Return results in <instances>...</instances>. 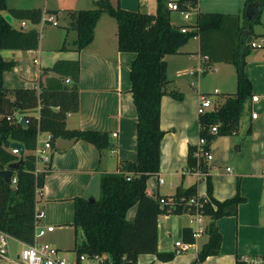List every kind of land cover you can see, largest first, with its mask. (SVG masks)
Listing matches in <instances>:
<instances>
[{"label": "crops", "instance_id": "crops-1", "mask_svg": "<svg viewBox=\"0 0 264 264\" xmlns=\"http://www.w3.org/2000/svg\"><path fill=\"white\" fill-rule=\"evenodd\" d=\"M40 1L8 0V6L42 9L44 12L58 11L56 19L64 17L65 28L61 31L54 29V26H58L54 25L40 33L37 50L2 51V57L6 61L15 63L13 70L4 74V87L37 89L39 86L41 90V85L46 84L48 80L61 78L66 85L72 86L76 81L78 67L80 110L68 116L67 128L107 133L112 142L110 148L99 150L90 142L60 136L52 142V151L48 154L49 163L42 159L37 161L38 174L45 173V178L43 187L37 190L36 210L45 212L46 218L43 222L55 227L69 219L74 220L76 198L99 199L102 177L105 174L123 173V162L137 159V110L130 80L131 64L136 55L119 51L118 23L107 13L102 14L96 25L93 42L81 51L75 48L77 31L69 13L94 9L98 0H44L43 4H40ZM248 1L214 0V3H211L209 0H199L197 22L193 25L198 24L199 14L221 13L236 18L228 20L223 31L212 33L205 38L210 47L217 51V55L218 51L223 50L219 47L218 38L220 34L225 33L228 39L233 41L228 47H236L237 54L246 48L250 49L249 54L255 52L254 57L248 58L249 54L246 56L245 72L253 84V95L259 96V101L253 103L250 99L247 102L236 133L216 138L209 148L213 159H203L208 171L198 176L187 169V161L189 147H198L200 141V96H208L212 100L213 109H216L224 103L225 95L237 92L236 88V91L222 92L219 95L204 93L202 75L213 71L210 79L216 86L223 87V82L219 80L222 72L216 67H236V64L231 61H219L216 56H213L216 60L213 62L209 56L203 55L200 37L192 38L179 53L166 57L167 77L172 81L171 89L179 93L184 92L186 96L183 100H177L169 94L162 98L161 128L165 136L161 145V168L157 175L151 177L152 190H149L150 195L171 197L176 195L178 188L187 189L196 184L197 194L209 198V195L203 196L208 194V187L202 178L210 177L215 199L225 201L240 192L245 201L239 205L236 216H225L217 221L223 238L219 255L210 256L197 263L198 254L209 241V234L204 233L199 239H194V242L186 241V231L192 232L194 229V225L188 223L190 215L187 212H173L159 217V252H175V242L179 240L192 243L193 248L186 253L176 254L171 261H162L155 254H141L138 264H237L238 256L264 255V48L256 49L250 46L252 41L259 39L258 37H261V42L264 41V4L259 7L260 0H252L248 5ZM111 2L128 11L148 14L157 12V0ZM203 3L207 9L214 7L216 10H203ZM144 7L148 10L145 11ZM171 22L175 26L188 25L174 22L172 14ZM47 24L52 25L43 20L38 26L29 23L28 29L35 27L43 30ZM56 65H60L58 71H54ZM201 67L205 69L203 73L190 74ZM218 72L221 75H218ZM182 75L190 77V87L182 86ZM68 80L70 82H67ZM227 82L229 85L233 83L238 86L237 67L235 80L233 81L231 75ZM253 112L258 113L256 119L252 117ZM29 115L39 117V109L29 112ZM46 138L47 132L40 133L38 147H44ZM228 168L231 171H228ZM160 178L164 179V183H159ZM136 211L137 208H133L128 213V219H132ZM209 223L210 219L207 217L206 225ZM74 240L76 247V232Z\"/></svg>", "mask_w": 264, "mask_h": 264}, {"label": "trees", "instance_id": "trees-1", "mask_svg": "<svg viewBox=\"0 0 264 264\" xmlns=\"http://www.w3.org/2000/svg\"><path fill=\"white\" fill-rule=\"evenodd\" d=\"M169 0H157L156 14L128 11L113 6L110 0H98L94 9L70 12L77 31L75 48L81 51L94 40L96 25L107 13L118 23V46L123 53H134L131 64L130 80L132 94L137 110V159L123 162V173L105 174L102 177L99 199L78 197L75 199L74 227L76 232L77 254L90 256L109 254L115 264H138L141 254H155L162 261H171L176 253H161L158 250L159 217L165 214L158 199L149 193V180L157 175L161 168V145L165 132L161 128L162 98L169 94L177 100L184 96L171 89L172 81L167 77L166 57L180 52L192 38L200 37L202 54L215 62H233L237 67V92L225 95L223 104L204 115H200V136L210 148L211 142L218 136L233 135L239 130L242 115L247 102L252 99L253 84L245 72L246 56L250 49L236 53V47L230 49L233 42L227 34H220L219 47L212 49L207 36L223 31L233 16L221 13L199 14L198 24L175 26L171 22L172 10ZM252 0L248 1V5ZM259 7L264 4L260 0ZM9 12L15 21H26L38 26L44 13L57 15L58 11L42 9L10 8L8 0H0V171L6 170L12 163L22 160L14 170L13 180L8 183L0 176V231L15 239L32 244L35 238V213L37 190L44 185L45 173L37 172V148L40 133H51L54 139L84 140L94 144L99 150L112 145L107 133L98 131L69 130L68 116L80 110V90L78 85L79 68L75 74V83L66 85L61 79H50L35 88L6 89L4 74L14 68L13 61L2 57L4 50H37L40 44V32L37 28L23 29L9 24L4 16ZM259 17L257 18V22ZM186 27L187 32L182 29ZM251 46V45H250ZM264 48V46L262 47ZM211 61V62H212ZM60 65L54 67L58 71ZM39 109V117L29 112ZM22 115L27 125L23 126L14 114ZM11 117V118H10ZM217 126V133H211V127ZM10 141L24 145L23 154L15 155L6 148ZM204 154L199 156L198 147L188 150L187 169L190 172L200 170L207 173L206 163H202ZM133 174L131 180L127 175ZM209 201L205 214L210 219L207 225L209 241L198 254L197 263L210 256L219 255L222 248V234L217 221L225 216H236L241 203L245 201L238 192L234 197L218 201L213 197V184L207 178ZM197 185L187 189L178 188L175 195L182 205L177 206L174 214L185 211L184 204L197 195ZM183 200V201H181ZM137 208L132 219L128 213ZM81 232H78V231ZM185 240L194 242L191 230L185 233Z\"/></svg>", "mask_w": 264, "mask_h": 264}, {"label": "built area", "instance_id": "built-area-1", "mask_svg": "<svg viewBox=\"0 0 264 264\" xmlns=\"http://www.w3.org/2000/svg\"><path fill=\"white\" fill-rule=\"evenodd\" d=\"M199 0H169L168 7L172 11H177L185 19H189L191 14L195 12L198 8ZM43 22H49L53 25H58L56 22V16L51 14H46L43 16ZM20 27L23 29H28L29 23L26 21H22L20 23ZM183 32H187L188 29L184 27L182 29ZM252 48L261 49L264 46V41L257 43L256 41H252L250 43ZM208 57H204L207 59ZM205 69L201 67L198 71H191V75L195 73H203ZM67 82H70L69 80ZM37 90L40 91L39 86ZM259 96L255 95L252 97V102L257 103L259 101ZM213 110L212 100L205 95L200 96L198 113L199 115H204L209 111ZM252 117L256 119L258 117V113L253 112ZM11 118V117H10ZM22 115L18 113L14 114V119H18L20 121ZM217 126L211 127V133H217ZM54 137L51 133H47V138L44 141V147L40 148L37 145L36 148V157L37 161L42 159L44 162L49 163L50 157L49 152L52 151V142ZM38 144V142H37ZM208 144L207 140L203 137H200L198 152L199 156L204 154V158L208 160L213 159V155L210 151H205V146ZM12 153L15 155H19V149H12ZM228 171H231L228 168ZM38 172V171H37ZM198 176L203 175L200 170L195 171ZM133 174L130 173L127 175V179L131 180ZM16 183V179L12 181ZM159 183H164V179L160 178ZM38 194V193H37ZM159 200L161 209L165 210V214H172L177 206L182 205L179 200L176 199L175 196L171 197H159L155 195H151ZM183 201V200H181ZM209 198L201 197L200 195H195L185 202L184 207L185 211L189 213L192 223L194 225V229L192 230V235L195 240L199 239L204 233L207 232L206 225V214H205V206L208 203ZM46 218V213L43 211L36 210L35 213V238L32 244H27L22 241H19L9 235L6 232L0 231V264H115L113 259L109 254H100L90 256L88 254H77L75 258H67L63 256V252L58 248L52 246L49 243H41L40 239L45 237L48 233L53 232L55 227L52 225H46L43 220ZM12 242L19 245V250L14 249ZM192 243L184 242L183 240H179L175 242L176 254H182L190 251L193 248ZM237 264H264V255H243L238 256Z\"/></svg>", "mask_w": 264, "mask_h": 264}, {"label": "rangeland", "instance_id": "rangeland-1", "mask_svg": "<svg viewBox=\"0 0 264 264\" xmlns=\"http://www.w3.org/2000/svg\"><path fill=\"white\" fill-rule=\"evenodd\" d=\"M16 1L17 0H14V2H16ZM210 1H211V3H214V0H209V2ZM43 2H44V0H41L40 4H43ZM203 2H204V0H203ZM223 3H225V2H223ZM203 5H204L203 6V10H212L214 8V7L213 8L209 7L210 9H207L208 7H206L204 3H203ZM40 6L43 7V5H40ZM113 6H115V5H113ZM199 6L201 7V5H199ZM144 10L147 11L148 9L146 7H144ZM213 10H216V9H213ZM150 11H151V7L149 8V12ZM196 12H198V8L195 10L194 13L191 14L189 19H185L183 17V15H181L179 12L173 11L172 12V18H173L174 22H176V23H181L182 22L184 24L193 25V24H195L197 22ZM203 12H205V11H203ZM153 13H155V10L153 11ZM64 20H65L64 17H61L59 20L56 19V22H57L58 26H54L53 24L52 25L47 24V25L44 26L43 30L39 29V32L42 33L43 31H46L47 29H50L49 27H52V26H54V29H60L61 31H63L64 28H65L64 27L65 26V21ZM15 25H16V27H20L19 21H16ZM258 38L259 39H256L255 41L257 43H260L261 42V39H260L261 37H258ZM254 53L255 52L252 51V53L248 55V58L254 57ZM216 68L220 69L221 72H222V75L220 74V72H218L219 73L218 75H221L219 77V80L221 82H223V84H224L223 87H218V86L215 85V82L210 79L212 77L213 71H208V72H205L202 75L203 76L202 79L204 80L203 85H202V92H204V93H212V95H219L222 92H233V91H236V88H237L236 85L233 84V83H232L233 85L232 84L229 85L228 82H227V80L230 79L231 75L233 76V81L235 80L236 67L234 65H227V66H224V68H221L218 65ZM231 72H232V74H231ZM181 83H182V86H189L190 87L191 86L190 77L182 75ZM180 93L185 98L186 94L184 92L183 93L180 92ZM228 136H232V135H228ZM218 137H220V136H218ZM215 140H216V138L211 142L210 147H211V145L213 144V142ZM210 153L212 154L211 150H210ZM207 178L208 177H203L202 179H205V182L207 183ZM152 181H153V178H151V180H149V190L150 191L152 190V187H151ZM207 187H208V184H207ZM203 196H208V194L206 193ZM69 220L68 221H64L63 223L57 224L55 226L56 230L53 233H48L45 237L40 239V242L41 243H49V244H51L52 246H54V247L58 248L60 251H62L63 252V256L73 259L77 255L76 247H75V240H74L75 227L72 224V222L74 220L73 219H69ZM188 223L191 226L193 225L191 217H188ZM78 232H81V231L79 230ZM12 245H13L14 248H17V250H19L20 246L15 244V242H12Z\"/></svg>", "mask_w": 264, "mask_h": 264}, {"label": "water", "instance_id": "water-1", "mask_svg": "<svg viewBox=\"0 0 264 264\" xmlns=\"http://www.w3.org/2000/svg\"><path fill=\"white\" fill-rule=\"evenodd\" d=\"M5 20L13 25L14 24V18L11 14L7 13L5 14L4 16ZM249 41L251 42L252 41V37L249 39ZM20 123L23 125V126H26L27 125V121L25 118H22L20 120ZM6 148H12V149H19V152L20 154H23L24 151H25V148H24V145H22L21 143H18V142H13L11 143L10 141H8L6 143ZM201 162L203 163L204 160L202 159ZM22 163V160H20L19 162L17 163H12L8 166V168L6 170H3V171H0V176L8 183H11L12 182V178L14 176V170L20 166Z\"/></svg>", "mask_w": 264, "mask_h": 264}]
</instances>
